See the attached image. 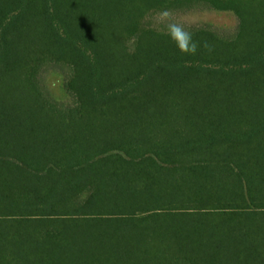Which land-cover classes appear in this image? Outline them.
<instances>
[{
	"label": "trees",
	"instance_id": "16d2710c",
	"mask_svg": "<svg viewBox=\"0 0 264 264\" xmlns=\"http://www.w3.org/2000/svg\"><path fill=\"white\" fill-rule=\"evenodd\" d=\"M0 264H264V0H0Z\"/></svg>",
	"mask_w": 264,
	"mask_h": 264
},
{
	"label": "clouds",
	"instance_id": "9594fccd",
	"mask_svg": "<svg viewBox=\"0 0 264 264\" xmlns=\"http://www.w3.org/2000/svg\"><path fill=\"white\" fill-rule=\"evenodd\" d=\"M142 22L157 35L168 37L181 55H196L201 47L209 52L212 51L207 41L201 43L193 39L194 34L190 30L187 18L179 15L174 9L166 6L150 9L145 12Z\"/></svg>",
	"mask_w": 264,
	"mask_h": 264
},
{
	"label": "rangeland",
	"instance_id": "374dc122",
	"mask_svg": "<svg viewBox=\"0 0 264 264\" xmlns=\"http://www.w3.org/2000/svg\"><path fill=\"white\" fill-rule=\"evenodd\" d=\"M189 25L206 24L223 30H233L236 26V19L230 13L216 11H198L185 15ZM64 77L60 71L49 70L43 75V83L49 93L58 101L66 102L67 95L63 90Z\"/></svg>",
	"mask_w": 264,
	"mask_h": 264
}]
</instances>
